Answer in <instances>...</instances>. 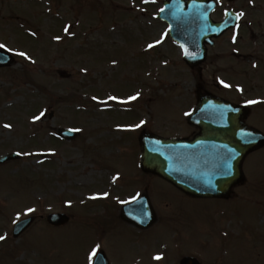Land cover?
I'll return each mask as SVG.
<instances>
[{"label":"rangeland","instance_id":"obj_1","mask_svg":"<svg viewBox=\"0 0 264 264\" xmlns=\"http://www.w3.org/2000/svg\"><path fill=\"white\" fill-rule=\"evenodd\" d=\"M154 1L0 0V44L16 58L0 69V156H22L0 166V235L6 237L0 264H92L93 249L110 264H178L183 255L209 259L199 258L203 264H264V149L246 157L244 182L226 202L182 196L139 170L141 133L189 138L195 132L186 116L197 86L227 98L217 88L223 73L231 85L250 82L255 90L248 61L229 50V35L192 70L169 38L157 47L165 30L151 18ZM230 7L244 18L234 48L264 63V38H256L264 30V12L257 11L264 0H235ZM221 13L217 9L215 18ZM146 37L157 48L143 57ZM141 122L133 134L120 132ZM246 125L264 134V109L253 107ZM58 128L78 136L56 141ZM143 193L156 216L145 232L119 219L120 206ZM50 213L69 222L51 227L45 221ZM18 215V221L37 219L13 238Z\"/></svg>","mask_w":264,"mask_h":264},{"label":"water","instance_id":"obj_2","mask_svg":"<svg viewBox=\"0 0 264 264\" xmlns=\"http://www.w3.org/2000/svg\"><path fill=\"white\" fill-rule=\"evenodd\" d=\"M184 5L182 7L187 8L188 5ZM170 6L167 8L173 10V14L170 16L175 17L174 21L180 13L189 12V10L187 12L177 10L179 6L175 2ZM191 8L197 15H200L202 10L209 15L213 7L208 8L207 4L196 3ZM196 9L201 11L197 12ZM182 14L181 16H184ZM204 24L206 23H199V28L203 29V32L209 30V35L212 34L211 29L219 30L214 27L210 29L208 25ZM172 25L175 27V22ZM184 26L180 25V32L187 31ZM220 28L224 30L226 27ZM202 37L199 36V40H202ZM7 64V61L2 63V65ZM201 110H208L211 115L209 114L210 117H207V121L203 119L190 120L201 130L191 143H179L142 135L139 141L141 166L143 171L163 178L188 195L225 197L230 188L241 181L240 167L244 156L250 151L264 146V138L257 131L245 127L241 123L240 117H236V109L230 105L223 104L216 99L200 97L197 112ZM61 134L65 138H71L73 135L67 132ZM16 159H19L18 155L1 157L0 164ZM144 209L147 210L144 212V216H148L147 222L152 221L151 210L145 205ZM126 219L130 223L146 226V224H142L143 219L139 217L126 215ZM32 221L33 218H29L18 223L13 230V236H19L30 226ZM66 221L67 219L62 215H50L47 218V222L51 225H61ZM94 264H106L102 254L98 255ZM182 264H192V262L185 259Z\"/></svg>","mask_w":264,"mask_h":264},{"label":"snow or ice","instance_id":"obj_3","mask_svg":"<svg viewBox=\"0 0 264 264\" xmlns=\"http://www.w3.org/2000/svg\"><path fill=\"white\" fill-rule=\"evenodd\" d=\"M146 2H147V0H146ZM160 11H164V9H160ZM241 15H243V13H240V14H238V18H239V16H241ZM64 31L67 33L68 31H69V28L68 27H65V29H64ZM56 39H59V37H57ZM157 43H159V41L157 42ZM155 45H153V44H149L148 45V48L149 49H151V48H153ZM0 49H4L5 51H11L10 49H7V47L4 45V44H0ZM185 53L187 54V50L185 49ZM16 55H18V56H21V57H24L25 59H29V57H27V55L24 53V52H17V53H15ZM225 87H228V85H225ZM239 90V89H238ZM93 99L95 100V99H97L96 97H93ZM109 100H116L117 102H120V103H125V101H119L118 100V98L117 97H114V96H110L109 98H108ZM130 99L131 100H135V99H137V96H132V97H130ZM256 103H259V101H256V100H251V101H248V104H256ZM44 115V113H41L40 114V116H35V117H33V123H35L37 120H39V119H41V117ZM141 123H143V122H141ZM136 127H140V125H136ZM4 128H7V129H10L11 128V125H9V124H5L4 125ZM114 180L116 179V177H114L113 178ZM105 196L107 195L106 193L104 194ZM98 197H96V196H93V197H90V199H97ZM33 211H35L34 209H31V208H29L28 209V213H31V212H33ZM19 215L17 216V218H16V220L18 221L19 220ZM14 223H15V221H14ZM6 239V237L5 236H3V235H0V241H3V240H5ZM94 256H96V249H93L92 250V253L89 255V257H88V259H89V261L91 262L92 261V258L94 257ZM154 259H157V260H159V259H161V257L160 256H156V257H154Z\"/></svg>","mask_w":264,"mask_h":264},{"label":"flooded vegetation","instance_id":"obj_4","mask_svg":"<svg viewBox=\"0 0 264 264\" xmlns=\"http://www.w3.org/2000/svg\"><path fill=\"white\" fill-rule=\"evenodd\" d=\"M251 10V9H250ZM247 11V10H245ZM252 11V10H251ZM258 12H261L263 10H257ZM262 13V12H261ZM243 21H244V18H243ZM262 29V28H261ZM264 38V30H260L259 33L256 34V38ZM261 44V43H260ZM263 48V47H262ZM261 48V50H262ZM259 52V49H258V46H257V49H256V53ZM259 59V56L257 57ZM256 63H257V67L258 69L260 70V74H263L264 75V63H260L259 60H256Z\"/></svg>","mask_w":264,"mask_h":264}]
</instances>
